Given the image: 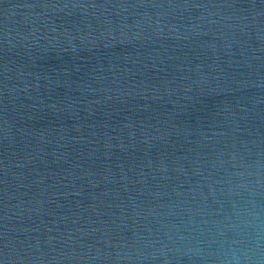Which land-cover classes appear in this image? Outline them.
Here are the masks:
<instances>
[{"label": "water", "instance_id": "95a60500", "mask_svg": "<svg viewBox=\"0 0 264 264\" xmlns=\"http://www.w3.org/2000/svg\"><path fill=\"white\" fill-rule=\"evenodd\" d=\"M0 264H264V0H0Z\"/></svg>", "mask_w": 264, "mask_h": 264}]
</instances>
